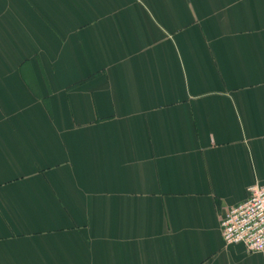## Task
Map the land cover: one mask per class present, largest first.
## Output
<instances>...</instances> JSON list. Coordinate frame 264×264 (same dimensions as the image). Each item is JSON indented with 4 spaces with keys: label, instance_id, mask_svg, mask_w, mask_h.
<instances>
[{
    "label": "crops",
    "instance_id": "crops-1",
    "mask_svg": "<svg viewBox=\"0 0 264 264\" xmlns=\"http://www.w3.org/2000/svg\"><path fill=\"white\" fill-rule=\"evenodd\" d=\"M254 183L264 0H0V264H264Z\"/></svg>",
    "mask_w": 264,
    "mask_h": 264
},
{
    "label": "built area",
    "instance_id": "built-area-1",
    "mask_svg": "<svg viewBox=\"0 0 264 264\" xmlns=\"http://www.w3.org/2000/svg\"><path fill=\"white\" fill-rule=\"evenodd\" d=\"M220 224L226 245L242 244L249 252L264 251V184L250 185L246 199L228 207Z\"/></svg>",
    "mask_w": 264,
    "mask_h": 264
}]
</instances>
